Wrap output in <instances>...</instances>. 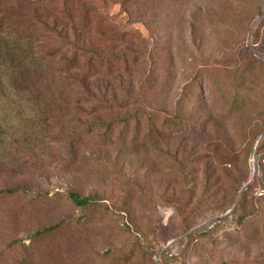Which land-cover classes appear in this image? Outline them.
I'll return each instance as SVG.
<instances>
[{
  "label": "rangeland",
  "instance_id": "374dc122",
  "mask_svg": "<svg viewBox=\"0 0 264 264\" xmlns=\"http://www.w3.org/2000/svg\"><path fill=\"white\" fill-rule=\"evenodd\" d=\"M241 3L248 16L239 26L234 17H215L235 14ZM86 6L110 20L107 35L119 37L103 53L128 52L134 62L90 80L91 90L108 100L137 99L120 115L145 110L157 114L156 125L151 132L145 121L140 133L132 125L125 140L116 136L102 151L95 136L86 137L85 150L71 154L67 134L86 130L97 114L93 107L74 106L64 120L63 108L38 107L10 83L2 52L0 264H159L163 254L166 264H264V150L255 156L264 103L245 130L228 118L219 91L202 76L206 65H248L246 51L264 62V0H88ZM180 110L185 127L161 129ZM255 167L248 195L262 218L244 232L238 215H226ZM71 190L98 198L86 223L80 209L59 199ZM216 226L221 230L208 234Z\"/></svg>",
  "mask_w": 264,
  "mask_h": 264
},
{
  "label": "trees",
  "instance_id": "16d2710c",
  "mask_svg": "<svg viewBox=\"0 0 264 264\" xmlns=\"http://www.w3.org/2000/svg\"><path fill=\"white\" fill-rule=\"evenodd\" d=\"M87 3L88 0H0V56L2 57V52L5 51L4 66L11 71L10 83L29 96L38 107L42 106L45 110L63 108V120L74 106L80 110L92 106L97 113L80 135L76 136L74 132L67 134L70 137L68 150L71 154L85 150L89 141L86 137L95 136L92 139L94 145L102 151L113 145L116 136L125 140V137L131 134L132 125L135 126V131L140 133L141 125L147 121V127L152 132L156 125L154 121L158 118L157 114L145 110L120 115L132 107L137 99L127 97L121 101L108 100L104 97L98 98L91 90L90 80L110 77L119 69H128L134 62L127 56L130 54L128 52L103 53L101 47L114 43L119 37L114 38L106 34L105 29L111 26L110 20L97 12L91 13L92 10L86 9ZM236 13L227 17L216 13L215 17L226 21L234 17L236 25L239 26L242 19L248 16L247 4L241 3L236 8ZM255 17L250 21L255 20ZM94 24L99 26V30L95 41L91 42L88 34L98 29ZM259 34L260 29H257L251 39L256 51L258 41L255 37L258 39ZM246 53L243 62L248 65L240 66L237 61L231 67L224 65V68L206 65L203 67L202 76L212 81L220 92L218 94L228 118L248 130L262 113L264 62L257 54L249 51ZM261 55L264 56V53ZM213 68L222 71V74L211 75ZM187 95L188 92L185 93V98ZM107 114L113 116L104 118ZM186 124V116L180 110L164 122L161 129H182ZM263 134L264 128L259 130L256 137L260 140ZM263 141L258 148V153L261 154L264 150ZM245 186L246 184L243 188ZM248 187L241 189L239 201L231 208L233 210L237 206L232 215L239 216L236 225L242 227L241 231L244 232L250 230L251 226L256 225L262 218V212L255 209L253 199L248 195ZM12 193L13 190L4 194ZM59 199H65L73 207L80 209L84 223L89 220L98 204L96 196L86 197L75 190L64 195L59 194ZM57 229L58 225H55L43 233L49 234ZM219 230L221 227L216 226L208 234L214 235ZM190 232L192 231L188 229L185 235ZM257 232L259 231L254 233ZM133 257L131 252L127 261H131ZM166 259L163 254L158 263L166 264Z\"/></svg>",
  "mask_w": 264,
  "mask_h": 264
},
{
  "label": "water",
  "instance_id": "95a60500",
  "mask_svg": "<svg viewBox=\"0 0 264 264\" xmlns=\"http://www.w3.org/2000/svg\"><path fill=\"white\" fill-rule=\"evenodd\" d=\"M257 25V24H256ZM264 140V134L262 135V137L260 138V140L257 142V144H256V152H255V156L258 154V148H259V146H260V144L262 143V141ZM257 171H258V167H255V169H254V174H253V177H252V179L248 182V184H246V186L243 188V190H245L253 181H254V179H255V177H256V173H257ZM242 190V191H243ZM236 207L237 206H235V208L233 209V210H231L226 216H231L232 215V213L234 212V210L236 209ZM225 216V217H226ZM176 241H173V242H171L170 244H168V247H170V246H172L174 243H175Z\"/></svg>",
  "mask_w": 264,
  "mask_h": 264
}]
</instances>
